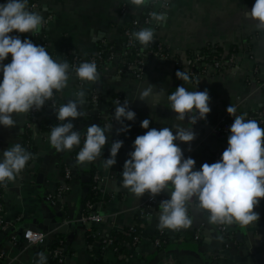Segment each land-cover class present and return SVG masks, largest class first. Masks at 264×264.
I'll use <instances>...</instances> for the list:
<instances>
[{
	"label": "crops",
	"instance_id": "obj_1",
	"mask_svg": "<svg viewBox=\"0 0 264 264\" xmlns=\"http://www.w3.org/2000/svg\"><path fill=\"white\" fill-rule=\"evenodd\" d=\"M31 1L38 3L36 12L53 18L36 35L30 32L17 34L32 39L37 45H45L54 60H66L72 65L69 60L71 54L90 57L102 52V48L111 52V58L98 70L96 81L82 83L73 73L68 87L54 95L61 105L68 99H74L75 92L83 88L86 100L83 111L86 115L73 120L75 129L86 131L85 124L95 119L103 124H113V129L108 134L101 156L95 161L77 165L75 159L79 146L58 152L48 140L51 126L60 123L51 107L47 106L45 113H38L34 119L30 111L13 114L16 126H0V151L16 142L25 147L28 127L33 130L35 146L34 157L25 169L15 180L3 184L1 216L5 228L0 225L2 264H34L38 253H44L48 259L51 254L48 246L59 237L65 239L66 245L68 242L67 234L57 232L58 223L79 220L78 215L90 213L103 217L95 226L99 238L88 244L89 226L84 223L74 230L70 228L74 231V238L67 250L66 264H92L98 257L102 239L114 231L125 232L137 225L142 228L139 241L129 246L124 255L117 256L112 250H106L102 254L106 261L111 264H236L234 257L246 244L251 252L264 253V198L254 208L260 213L255 232L250 231L251 227L233 224L227 225V233L223 234L218 224L209 222L207 212L200 209L195 200L188 206L192 220L190 226L180 232L160 230L157 227L158 205L162 199L169 198L168 192L158 194V202L151 209L149 194L137 199L123 187L121 175L123 165L133 150V141L147 131L141 127L143 119L149 118L150 127L157 129L173 127L177 123L189 124L187 116L182 122L176 121L178 114L167 106L166 96L177 86L182 85L189 91L207 89L211 97V112L207 119L198 120L194 126L195 140L190 145L176 142L185 157L195 159L197 168L205 162L210 164L213 157L227 147L228 135L216 130L230 117L227 106L235 105L238 115H248L264 107V30L258 29L255 22L245 15L255 0H148L135 12L136 6L130 0ZM153 11L166 12V21L161 24L152 22L150 13ZM136 18L141 22L137 31L152 27L155 33L153 41H162L172 54L170 59H147L140 78L131 71L120 72L128 49L122 45L125 25ZM209 45L222 48V69L214 71L209 67L197 79L190 76L187 83L178 79L175 75L178 69L190 73L188 52H200ZM10 61L11 54L5 63ZM149 83L156 86V92L164 90L165 99L156 106L138 99L140 90ZM95 93L99 94L98 103L93 99ZM117 97L129 101L137 114L134 121H125L131 125L129 130L119 134L117 129L121 125L113 119ZM114 140H123L124 143L117 155V163L106 169L102 161L109 157V148ZM66 166L77 171L70 179L66 177ZM95 176H99L97 186L101 198L90 204L91 211L86 213L84 200L89 184L96 180ZM85 177L89 179L84 181ZM49 196H54V199H49ZM28 230L43 233L46 244L40 247V244L30 242L23 246L27 241L24 234ZM159 233L166 235L164 245L162 242L157 244Z\"/></svg>",
	"mask_w": 264,
	"mask_h": 264
},
{
	"label": "clouds",
	"instance_id": "obj_2",
	"mask_svg": "<svg viewBox=\"0 0 264 264\" xmlns=\"http://www.w3.org/2000/svg\"><path fill=\"white\" fill-rule=\"evenodd\" d=\"M130 3L136 6L135 12L148 0H130ZM27 4L28 0L0 2V126L4 127L17 125L13 114L42 109L54 93L68 87L73 73L82 83L94 82L99 77L94 60L82 61L79 65L54 60L45 45H37L30 38L21 39L19 34H13L30 32L36 35L45 24V18L39 12L29 10ZM245 15L258 29L264 30V0H255ZM150 16L155 24H161L167 18L166 12L153 11ZM154 35L152 27L132 33L144 46L153 42ZM9 54L11 61L5 63ZM175 75L186 83L191 78L184 69H178ZM155 87L147 84L140 90L138 99L153 106L160 104L165 99L164 90L156 92ZM74 95V99L53 108L60 123L51 126L48 140L58 152L79 146L75 163L80 165L101 156L113 124H90L86 131L76 130L73 120L86 115L83 111L85 91L81 88ZM166 100L167 106L178 114L176 121L182 122L187 116L189 124L177 123L173 127L157 129L150 127L149 118L143 119L141 127L147 131L133 141V150L121 173L123 187L137 199L146 193L155 198L164 191L168 192L169 198L162 199L158 205L157 227L160 230L190 226L192 220L188 206L193 200L207 212L208 220L213 224L254 227L260 220V213L254 208L264 198V127L255 119H247L246 114L237 115L238 109L231 103L226 111L234 120L229 126L227 147L216 162H205L197 168L195 159L185 157L176 142L190 145L195 140L194 126L198 120H206L211 112L210 94L207 89L189 91L181 85L168 94ZM136 115L129 101H117L113 115L121 125L117 134L127 132L131 125L125 121H134ZM123 143V140L111 143L110 155L102 161L104 168H112L117 163ZM32 158L33 154L19 142L0 151V185L15 180ZM37 256L36 264H47L44 253Z\"/></svg>",
	"mask_w": 264,
	"mask_h": 264
},
{
	"label": "trees",
	"instance_id": "obj_3",
	"mask_svg": "<svg viewBox=\"0 0 264 264\" xmlns=\"http://www.w3.org/2000/svg\"><path fill=\"white\" fill-rule=\"evenodd\" d=\"M0 2H5V0H0ZM33 2L34 1L28 0L27 6L31 5ZM131 22H129V23H131ZM122 39H123L122 45H124V47L126 46L128 48V45H127L128 38H127V36H125V34H124ZM149 44H151V43H149ZM149 44L147 46H144V45H141L138 41H136L135 45L131 46V52L126 57V61H136L138 59V56H137L138 53L147 54V51L149 49H151L150 48L151 45H149ZM116 49H118V48H116ZM101 51L102 52L98 53L97 55L85 57L87 60H90L91 58H95L97 60V69L98 70L101 68L102 63L106 62L109 58H111V52L107 48H105V49L102 48ZM221 51H222V48H220L218 46H211V45L205 47L200 52H195V51L190 50L188 52V56L195 61L193 63V65L195 68V73L197 75H192L190 73H189V75L193 79H197L203 72H206V70L209 69V67L211 65H213L215 63V61L223 60L224 53H222ZM75 57L76 56H74L73 54L70 55L69 60H70L71 64L74 63ZM151 57L152 56H146V60L150 59ZM197 58H200L199 61L195 60ZM126 67H127V64H125L123 62V64H121V69L126 70ZM120 98H122V97H120ZM49 102H47L45 104V106L39 111V114L42 115L43 113H45L46 107H47ZM260 126L264 127V125H260ZM25 136H26L25 137V140H26L25 148L29 152H31L33 154V157H34V151H35L34 147L35 146H33V138H32L33 137V130L31 127L27 128ZM215 157H213V160L210 161V164L215 162ZM97 184H98L97 180H94V182L91 181V183L89 184V192L87 194L86 199L84 200V205H83L84 211L86 213H89L91 211L89 205L95 204L101 198ZM4 190L5 189H4L3 184L0 185V203L1 204H2V200H3L2 198H3ZM133 228H134V231H131L130 228L127 229L125 232L114 231L110 236L102 239L101 243H100V252L98 253V257L94 260V262L92 264H111L110 262L106 261L104 256L102 255L106 250H112L113 252H115V254L117 256L127 254V252H128L127 248L131 245H134L136 242H138L140 235L142 233V228L140 225L134 226ZM97 238H99V236L96 233L95 227H94L93 229H91V231H88V233H87V238H86L87 243L93 244ZM157 238L161 239L160 242H162L163 245L166 243L165 240H167V238H166L165 233L157 234ZM106 239H112V244H108L107 242H105ZM65 245H66L65 239H63L62 237H59V239L55 243L51 244V246H48V249L50 250L51 254L47 259V263H49V264H66L65 260H66V257L68 255V251L64 250ZM59 247L63 248L62 257L61 256L57 257V256H54L52 254V252ZM0 264H2V257L1 256H0Z\"/></svg>",
	"mask_w": 264,
	"mask_h": 264
},
{
	"label": "built area",
	"instance_id": "obj_4",
	"mask_svg": "<svg viewBox=\"0 0 264 264\" xmlns=\"http://www.w3.org/2000/svg\"><path fill=\"white\" fill-rule=\"evenodd\" d=\"M27 8L29 10H31V11L32 10L37 11L38 3L37 2H33L31 5L27 6ZM44 18H45V24H44V26H45L52 20L53 16L52 15H48V16H45ZM138 19L139 18H136L131 23H128V25H125L124 34L128 38V41H127L128 49H127L126 56L123 58V62L125 64H127V67H126V70L120 69V72L121 73H125V72H128V71H131L136 77L140 78L144 74L146 56H152L151 58L165 60V59H170L172 57V54H171L170 49L168 48V46L165 45L162 41L158 40L156 42L153 41V42H151V44H149V45H151L150 46L151 49H149L147 51V54L138 53L137 54L138 59L136 61H126V57L131 52V46L132 45L134 46L135 42H136L135 38L132 36V33L137 31V27L141 24V22ZM13 34H17V33L14 32ZM21 39H24V37H21ZM74 56H76V57H75V61H74V63L72 65H78L82 61H93V60L97 64V60L95 58H91L90 60H87L85 57H80V56H77V55H74ZM199 59L200 58H197L195 60L199 61ZM232 61L233 60L231 59L230 62H232ZM194 62L195 61L193 59H191V58L188 60V63L191 66L190 74L197 75L195 73V68H194V65H193ZM177 63H179L178 60H177ZM223 64L224 63H223L222 60H217V61H215V63L213 65L210 66V69H213L214 71L221 70L222 67L224 66ZM93 99H94V101L96 103H98L99 94L95 93L93 95ZM124 100L125 99L120 98V97L116 98V102L120 101L121 103H123ZM47 106L51 107L52 109L53 108H58L60 106L59 103L55 99V95L51 98V100H50V102L48 103ZM40 110L30 111L31 118L34 119L36 117V115L39 113ZM229 116H230L229 119H231L232 122H233L234 117H232L230 114H229ZM246 118L247 119H255V120H257L260 123V125H264V107L256 110L254 113L246 115ZM231 124L232 123L221 124V125H219L217 127L216 130L219 133H221V134L229 135V126ZM82 144H83V141H82ZM221 154L222 153H217L216 154L215 162L220 158ZM65 170H66L67 179H70L73 176L72 167L66 166ZM98 178H99V176H95V179L97 181H98ZM53 197L54 196H49V199H51V198L54 199ZM149 202H150L151 209H153L154 205L158 202L157 196L155 198H152L149 195ZM2 211H3V205L0 203V225L3 228H5V224H4V221L2 220V216H1ZM81 220H82V223H84V224L89 226L87 228V230L91 231V229H93L99 222H101L103 220V217L100 214H97V213H90L88 215L82 216ZM227 227L228 226L226 224H218V228L223 234L227 233ZM130 230L134 231V228L131 227ZM178 231L180 232V231H182V229H178ZM29 233H30V235H29ZM24 238L29 243L31 242V243L41 244L45 240V235L43 233H37V232H34L32 230H28V231L25 232ZM105 242H107L108 244H112V239H106ZM160 243H161L160 239H157V244H160ZM62 251H63V248L59 247L56 250H54L52 252V254L54 256H57V257L58 256L62 257ZM34 264H36V263H34ZM47 264H49V263H47Z\"/></svg>",
	"mask_w": 264,
	"mask_h": 264
},
{
	"label": "water",
	"instance_id": "obj_5",
	"mask_svg": "<svg viewBox=\"0 0 264 264\" xmlns=\"http://www.w3.org/2000/svg\"><path fill=\"white\" fill-rule=\"evenodd\" d=\"M132 74V73H131ZM224 123H232L231 119H226L222 124ZM90 124H97L100 126H103L102 121L95 119L92 121L87 122L85 125H90ZM73 169V174H76V169ZM89 178L85 177L83 180H88ZM94 208V207H93ZM82 216L78 215L77 219L69 223H58L57 227L59 228L57 232L59 233H64L68 235V242L66 247L64 248L65 251L69 249L70 241L73 240L74 238V229L76 228L77 225L82 224L81 221ZM72 228L73 230L70 231ZM257 229L255 227H251L250 231H256ZM8 233L10 232L9 230L7 231ZM238 238L241 239V236L238 235ZM249 244V242H247ZM28 241H24L23 246L28 245ZM46 244V241L44 240L43 243L40 244V247H43ZM69 260V258H68ZM234 260L236 264H264V253H255L254 251L251 252L249 246L246 244L243 249H240L237 255H235ZM214 264H219L218 262H215Z\"/></svg>",
	"mask_w": 264,
	"mask_h": 264
}]
</instances>
